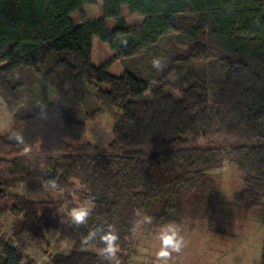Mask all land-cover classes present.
Returning a JSON list of instances; mask_svg holds the SVG:
<instances>
[{
  "label": "trees",
  "instance_id": "1",
  "mask_svg": "<svg viewBox=\"0 0 264 264\" xmlns=\"http://www.w3.org/2000/svg\"><path fill=\"white\" fill-rule=\"evenodd\" d=\"M123 7L142 20L129 24ZM97 9V0H0V105L12 119L0 133V264H35L28 251L47 254L51 233L60 247L48 264H112L99 238L110 227L119 264H131L141 221L156 229L208 214L224 163L241 173L246 204L264 200V0H102ZM94 38L110 53L101 65ZM91 91L97 107L76 119ZM99 113L116 119L106 152L84 140ZM36 191L45 199L28 197ZM82 204L85 224L58 213Z\"/></svg>",
  "mask_w": 264,
  "mask_h": 264
},
{
  "label": "rangeland",
  "instance_id": "2",
  "mask_svg": "<svg viewBox=\"0 0 264 264\" xmlns=\"http://www.w3.org/2000/svg\"><path fill=\"white\" fill-rule=\"evenodd\" d=\"M98 1V15H101L102 0ZM129 24L140 22L142 18L129 16L125 7L122 9ZM115 25L113 19L108 20V27ZM93 58L96 65L107 62L110 53L96 38L93 43ZM109 70L116 74L123 73L119 62H113ZM97 107V101L90 92L86 108L74 111L76 119H83L86 113ZM115 118L108 113H99L86 121L84 140L89 142L96 151H108L112 137ZM12 123L11 115L3 105H0V133L7 131ZM219 186L217 200L203 218L196 220L191 225L174 226L165 225L156 229H148L143 221L138 225L134 234L131 264H260L261 251L264 242V200L257 205H248L240 197L242 177L233 163H224L216 173ZM32 199H45L43 191L29 193ZM89 209V206L87 207ZM60 217L70 220V212L61 210ZM11 216L6 214L1 219L2 232L10 234ZM168 227L175 228L183 237L184 245L179 253L171 252L167 259L158 257L161 250L160 235ZM60 246L56 236H49L48 253L29 250L28 257L35 264H48L49 254ZM72 245L60 249L68 253ZM171 251V250H169ZM1 262V255H0Z\"/></svg>",
  "mask_w": 264,
  "mask_h": 264
},
{
  "label": "clouds",
  "instance_id": "3",
  "mask_svg": "<svg viewBox=\"0 0 264 264\" xmlns=\"http://www.w3.org/2000/svg\"><path fill=\"white\" fill-rule=\"evenodd\" d=\"M152 65L157 70H162L163 65L160 59H153ZM40 118H44L43 114H41ZM12 139H14L19 144H24V138L21 133H13ZM29 151V149L25 148V152ZM50 184L55 187L54 182H50ZM70 220L73 224L79 226L85 224L90 215V210L85 207L83 204L74 207L70 211ZM98 230L90 231L83 239L84 244H88L90 241L97 237ZM100 240L104 243V248L101 249V253L104 258L112 264H119V260L117 259L118 252V235L113 227L101 235ZM161 240V250L158 253V257L161 259H167L170 257L171 252L179 253L184 245L183 237H181L178 231L175 228L168 227L164 229L160 235ZM171 250V251H169Z\"/></svg>",
  "mask_w": 264,
  "mask_h": 264
},
{
  "label": "crops",
  "instance_id": "4",
  "mask_svg": "<svg viewBox=\"0 0 264 264\" xmlns=\"http://www.w3.org/2000/svg\"><path fill=\"white\" fill-rule=\"evenodd\" d=\"M136 23H139V22H136Z\"/></svg>",
  "mask_w": 264,
  "mask_h": 264
}]
</instances>
